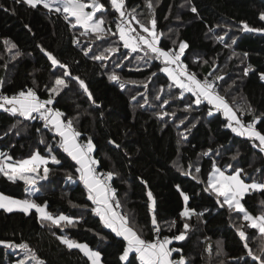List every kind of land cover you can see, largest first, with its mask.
Here are the masks:
<instances>
[{
    "label": "trees",
    "instance_id": "trees-1",
    "mask_svg": "<svg viewBox=\"0 0 264 264\" xmlns=\"http://www.w3.org/2000/svg\"><path fill=\"white\" fill-rule=\"evenodd\" d=\"M100 2L105 8L96 18L102 16L104 29L111 31L98 39L96 33L82 34L85 29L73 27L74 20H65L42 5L32 8L15 0H0V91L9 95L32 88L39 98L47 100L55 78L65 71L51 64L47 53H52L68 66L71 75L64 77L67 87L54 96L50 106L58 109L65 120L72 121L81 133L80 144L91 138L97 169L117 174L110 182L138 233L147 239L155 236L148 208L150 190L156 200L160 234L172 237L183 230L185 222L191 225L185 240L172 241V248L181 250L173 253L174 259L183 255L186 264H259L247 255L251 249L264 256L260 252L264 240L259 230L249 227L243 214L235 209L221 207L217 195L205 190L213 162L229 174L242 169L245 183H264V152L258 147L259 141L233 132L227 127L229 119L223 110L206 100L196 105L191 93L183 92L160 70L164 67L162 59L124 48L116 27L119 12L111 7L110 0ZM192 6L197 13L191 11ZM133 9L136 19L149 27V21L155 19L158 46L164 50L178 51L179 43L186 42L188 47L181 61L187 70L200 80L216 79L220 96L244 122L259 117L255 127L264 134V80L260 79L264 73V31L242 30L241 23L251 29H264V20L260 19L264 0H125L128 16ZM131 24L139 28L136 20H131ZM6 40L16 48L9 50ZM109 47H117L118 51L108 53L105 50ZM101 52L108 58H92ZM113 72L119 76L118 81L109 79ZM75 77L85 81L91 99ZM188 104L192 107L186 108ZM162 112L168 115H159ZM49 148L61 163L49 161L48 179L38 182L39 193L32 197L40 204L49 202L54 215L64 213L82 219L75 226H56L42 222L35 209L28 214L0 209V240L27 243L45 264H90L79 249H69L58 237L83 240L92 235L96 238L94 248L101 252L104 264H128L119 259L126 242L91 211L94 205L79 180L75 170L78 165L60 147L53 127L38 117L26 119L0 109V150L12 161L36 151L49 155ZM196 167L200 168L199 173ZM189 171L191 175L184 174ZM68 175L72 180H68ZM0 191L17 198L28 196L23 181H9L3 174ZM181 192L190 197L187 207L202 215L180 217L185 208ZM242 201L252 214L264 213V190H249ZM173 220L176 224L170 227ZM242 225L248 248L237 231ZM19 251L0 245V264L15 262ZM129 260L139 264L134 254Z\"/></svg>",
    "mask_w": 264,
    "mask_h": 264
},
{
    "label": "snow or ice",
    "instance_id": "snow-or-ice-1",
    "mask_svg": "<svg viewBox=\"0 0 264 264\" xmlns=\"http://www.w3.org/2000/svg\"><path fill=\"white\" fill-rule=\"evenodd\" d=\"M15 2L25 3L32 8L42 5L43 8L47 9L49 12L59 13L65 20H69L70 18L74 20V23H72L73 27L79 25L85 29V33L82 34H86L88 30L96 33L98 39L102 36L108 35L111 31L110 29L106 30L102 27L104 23L102 16L99 19L96 18L97 13H102V10L105 8V5L101 3L100 0H87V2L86 0H15ZM110 5L119 12L120 22L116 27L119 33V40L123 42L124 48L131 49L132 52L141 50L145 52L146 56L151 53L154 54L155 59H162L164 67L160 70L167 74L168 78L174 85L182 89L183 92L191 93L195 97L194 103L196 105H199L202 100H206L217 109H223L225 115L229 119L227 127L231 128L233 132L240 136H247L258 140V147L264 152V134L258 131L255 127L256 122L260 118L255 117L252 122L245 124L237 117L236 112H234L229 106L225 98L216 92L213 82L209 81L207 78L201 81L197 78L195 73H190L187 70V66L181 61V55L188 47L186 42L182 41L179 43L178 51L174 49L164 50L158 46L159 37L155 33L156 21L154 18L149 21V24L151 25V27H149L145 23L136 19L135 9H133L131 12V18L132 20H136V23L139 25L140 31H137L136 28L131 27V21L127 19L128 14L124 10L125 0H110ZM148 6L151 7L150 2L148 3ZM86 9L91 10L88 11ZM191 11L197 13V8L192 6ZM260 19L264 20V13H261ZM241 23L243 24L242 30L264 31V29H251L247 23ZM112 35H116V33H112ZM219 39H222V37ZM235 42L236 41L233 40V43ZM4 43L9 47V50L16 48L15 44H10L7 40ZM105 51L108 53H114L118 51V48L109 47ZM87 54L88 53L86 52L85 55ZM16 55H19V52H17ZM233 55H235V53H233ZM244 55L246 56L247 53H244ZM47 56L51 60L53 66H60L65 69L62 76H57L55 78L54 85L49 89V98L47 100H41L36 91L32 88L20 90L12 96L0 94V109H4L13 115L19 114L26 119H35L38 117L46 121V126L50 124L53 127L55 133L60 138V147L73 161L76 162V165H78L75 170L79 173V180L84 185L88 200L94 205V207L91 208V211L98 215L103 224L111 229L117 237H122L123 241L126 242L122 254L119 256L121 261H128V264H131L129 256L130 254H134L135 258L139 260V264H186L183 255H180L178 260L171 258L174 252L179 253L181 250L170 248L169 245L173 240H185L191 225L185 222L183 224V230L180 231L178 235L172 237L165 236L161 239L160 225L156 216V200L153 197L152 192L149 190L147 192V198L149 201L148 208L152 214L151 225L153 226L155 238L152 240L143 238L132 226L133 222L129 215L119 211L121 204L116 198V190L110 183L114 175L117 174L111 171L105 174L98 173L96 167L98 161L92 156L94 145L91 138L88 139L86 144H80L78 138L81 133L74 129L72 121H63L61 119L63 114L58 109L54 110L51 107H47L48 105L53 104L54 96L59 95L61 90L67 87L64 77H69L71 75L70 72L67 71L68 66L66 64H61V62L50 52L47 53ZM92 58L94 60H105L108 57L104 52H101L99 55H93ZM126 58L127 57H125V59ZM205 63H207V61H205ZM173 65H175V67H173ZM250 68L251 65H249V68L245 69V74H247ZM153 75H155V73H153ZM221 78L222 77H217V79ZM75 79L79 82L83 91L88 94L89 99H91L92 94L89 92L85 81L79 77H75ZM109 79L118 81L120 78L113 72L109 76ZM260 79L264 80V73L260 74ZM0 83H2V81H0ZM132 83L137 82L133 81ZM120 87L123 88L124 83H121ZM157 98L159 99V96ZM132 99H135V97ZM93 103H95V101H93ZM145 103H147V100H145ZM164 103L167 104L168 101L165 100ZM191 107L192 104L186 105V108ZM159 115L165 116L168 115V113L162 112L159 113ZM233 121H235V126H233ZM180 123L183 124L184 121L181 120ZM110 143L115 142L110 141ZM116 146L119 147V145ZM211 151L212 150L209 149V152ZM207 154L208 153H205V155ZM233 159H235V157H233ZM8 161H12V157L4 152H0V174H3L12 182L23 181L25 185L29 186L30 196L39 193V188L36 187L39 181L48 179L50 169L47 165L49 161L57 165L61 163L55 155L51 154V148H49V155H41L39 151H36L27 159H22L14 163H9ZM41 166H43L42 174L39 171ZM195 171L199 173L200 168L196 167ZM242 173V169H234L231 175H226L225 172L213 162L212 172L209 174L207 182L208 188L205 190H211L214 192L218 197V203H221L219 198H223L221 207L227 205L229 209H235L238 213L243 214V220L249 222L248 226L252 229H258L261 234V239L264 240V213L258 216H253L241 203L242 198L249 190H264V183H245V180L242 178ZM184 174L191 175V172H184ZM244 175L246 176L247 174ZM67 178L68 180H72L71 175H68ZM193 178L195 179L196 177ZM144 183L145 185L147 184V182ZM177 188L179 189V185H177ZM181 196L185 202V208L179 214L182 219L190 218L194 214L202 215L195 213L194 209L187 207V203L190 199L187 194L181 192ZM261 204H264V201H261ZM0 209H4L7 212H13L14 209H17L25 214H28L31 210L35 209V212L38 214V217L42 222L47 221L56 226H75L79 219H82V217H72L63 213L54 215L47 210V201L40 204L33 199H16L12 196L5 195L2 192H0ZM175 224L176 221H171L170 227H174ZM243 227L244 226L242 225L237 231L241 240L245 241L244 247L248 248L247 236L246 232L242 230ZM58 239L69 249H79L80 252L87 257L88 261H90V264H101V252L93 250L87 243H79L64 235L59 236ZM101 239L107 238L101 237ZM0 245H4L7 248H17L24 252L23 257L17 259L14 264H45L43 260L37 258L34 250L31 249L27 243L16 244L11 240H0ZM208 250L211 251L210 246ZM260 252L264 253V243L260 245ZM247 255L252 256L254 260L259 262V264H264V256L254 254L251 249H249Z\"/></svg>",
    "mask_w": 264,
    "mask_h": 264
},
{
    "label": "rangeland",
    "instance_id": "rangeland-1",
    "mask_svg": "<svg viewBox=\"0 0 264 264\" xmlns=\"http://www.w3.org/2000/svg\"><path fill=\"white\" fill-rule=\"evenodd\" d=\"M86 10H88V9H86ZM99 19V18H98ZM127 19L128 20H132L131 19V16H127ZM133 23V22H132ZM132 25V24H131ZM134 25V24H133ZM147 25V24H146ZM148 26V25H147ZM102 27H103V25H102ZM104 28V27H103ZM134 28H138V27H136L135 25H134ZM139 29V28H138ZM253 29H258V28H253ZM89 32H92L91 30H88ZM87 31V32H88ZM139 31H140V29H139ZM156 33V32H155ZM156 35L158 36V33H156ZM159 37V36H158ZM160 47V46H159ZM173 66H175V65H173ZM205 79V78H204ZM203 79V80H204ZM209 81H211V82H213V84H214V86H215V90H216V92L220 95V93H219V90H218V87H219V84H217V81H216V79H212V78H207ZM203 80H201V81H203ZM216 81V82H215ZM226 100V99H225ZM227 101V100H226ZM221 110H223V109H221ZM238 118L242 121V122H244V120H243V118L239 115L238 116ZM40 119V118H39ZM62 119L65 121V122H67L68 120H65L63 117H62ZM41 120V119H40ZM245 124H247V122H244ZM233 125L235 126V122L233 123ZM74 127V126H73ZM75 129V128H74ZM77 131V130H76ZM0 152H1V150H0ZM41 154V153H40ZM41 155H43V154H41ZM30 156V155H29ZM29 156H27V157H24V158H22V159H27ZM22 159H20V160H22ZM17 161H19V160H17ZM9 163H14V162H16V161H8ZM216 166L217 167H219L218 166V164H216ZM220 168V167H219ZM40 172H41V174H42V172H43V166H41V168H40V170H39ZM212 172V171H211ZM225 174H227V173H225ZM230 175V174H229ZM253 182H257V181H253ZM257 183H259V182H257ZM37 188H39V190H40V186L37 184V186H36ZM1 192V191H0ZM27 192H28V196L26 197V198H29V199H33V197H32V195L30 196L29 195V186H27ZM5 195H7V194H5ZM8 196H10V195H8ZM13 197V196H12ZM14 198H16V199H26V198H17V197H14ZM116 198L120 201V204H121V208L119 209V211H121L122 213H126V214H128L129 215V217L131 218V220L133 221V218L131 217V214L129 213V211L123 206V201L120 199V196L118 195L117 196V194H116ZM220 199V201H223V198L222 197H220L219 198ZM34 200V199H33ZM48 203V211L49 212H51L50 211V203L49 202H47ZM241 203L243 204V201L241 200ZM244 205V204H243ZM245 207V206H244ZM14 210H17V209H14ZM247 210V209H246ZM248 211V210H247ZM249 212V211H248ZM249 213H251V212H249ZM64 214V213H63ZM252 214V213H251ZM253 216H258V215H254V214H252ZM132 226H133V224H132ZM93 236L92 235H88V237L87 238H85V239H83V240H75V239H72V238H70V237H68L69 239H72V240H75V241H77V242H79V243H87L88 245H89V247L90 248H92L93 250H96V251H99L98 249H95L94 248V243L92 242V238ZM143 237V236H142ZM147 239V238H146ZM152 239H154V238H152ZM152 239H147V240H152ZM169 247L170 248H172V246H171V244L169 245ZM9 250L10 251H14V252H16V251H19L20 249H17V248H9ZM18 254H19V258H22L23 257V255L21 254V252L19 251L18 252ZM38 258V257H37ZM39 259V258H38ZM101 259H102V257H101ZM179 259V258H178ZM178 259H176V260H178ZM39 260H41V259H39ZM175 260V259H174ZM12 264H14V262H12Z\"/></svg>",
    "mask_w": 264,
    "mask_h": 264
},
{
    "label": "built area",
    "instance_id": "built-area-1",
    "mask_svg": "<svg viewBox=\"0 0 264 264\" xmlns=\"http://www.w3.org/2000/svg\"><path fill=\"white\" fill-rule=\"evenodd\" d=\"M118 23H119V22H118ZM215 82H216V81H215ZM33 90H34V89H33ZM19 91H20V90H19ZM19 91H17V92H13V93H11V94H9V95L0 91V94L7 95V96H12V95L18 93ZM40 99H41V100H45L44 98H41V97H40ZM41 120H42V119H41ZM83 144H85V143H83ZM97 171H98L99 174H105V173H107V172H104V171H100V170H98V169H97ZM110 183H111V182H110ZM111 186H112V184H111ZM165 236H168V235H166V234H160V238H161V239H163V237H165ZM168 237H170V236H168ZM154 238H155V236H154Z\"/></svg>",
    "mask_w": 264,
    "mask_h": 264
},
{
    "label": "crops",
    "instance_id": "crops-1",
    "mask_svg": "<svg viewBox=\"0 0 264 264\" xmlns=\"http://www.w3.org/2000/svg\"><path fill=\"white\" fill-rule=\"evenodd\" d=\"M173 67H175V66H173ZM228 104H229V103H228ZM229 106L231 107L230 104H229ZM47 107H51V108H53L54 110L56 109V108H54V107H52V106H50V105H48ZM231 108H232V107H231ZM232 109H233V108H232ZM233 111L236 112L234 109H233ZM223 112H224V111H223ZM224 114H225V113H224ZM236 115H237V117L239 116L237 112H236ZM61 119H62V117H61ZM62 120H63V119H62ZM63 121H64V120H63ZM234 122H235V121H233L232 123H234ZM247 123H248V122H247ZM233 126H234V125H233ZM78 140L80 141L79 138H78ZM79 143H80V142H79ZM1 152H3V151L1 150ZM224 172H225V171H224ZM225 173H226V172H225ZM231 174H232V173H231ZM231 174H230V175H231ZM226 175H229V173H227ZM92 238H93V239H92V242L95 244V243H96V238H95L94 236H93ZM143 238H145V237L143 236ZM145 239H146V238H145ZM171 258L174 259L173 256H172ZM175 260H176V259H175ZM101 264H104L103 261H102V259H101Z\"/></svg>",
    "mask_w": 264,
    "mask_h": 264
},
{
    "label": "water",
    "instance_id": "water-1",
    "mask_svg": "<svg viewBox=\"0 0 264 264\" xmlns=\"http://www.w3.org/2000/svg\"><path fill=\"white\" fill-rule=\"evenodd\" d=\"M89 11V10H88Z\"/></svg>",
    "mask_w": 264,
    "mask_h": 264
}]
</instances>
